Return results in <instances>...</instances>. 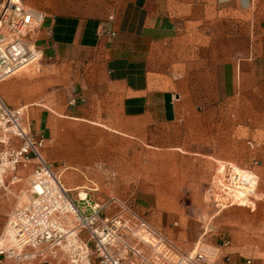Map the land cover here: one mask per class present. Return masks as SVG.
<instances>
[{"label":"crops","instance_id":"crops-1","mask_svg":"<svg viewBox=\"0 0 264 264\" xmlns=\"http://www.w3.org/2000/svg\"><path fill=\"white\" fill-rule=\"evenodd\" d=\"M38 3L46 14L36 32L40 75L10 79L0 89H16L4 101L23 109L43 139L41 151L77 142L66 126L90 124L107 138L168 157L183 150L184 185L202 189L217 161H239L241 142L260 146L246 157L258 178L247 204L212 214L201 193H190V204L206 207L202 224L165 215L153 225L174 240L184 234L189 251L201 242L213 264H254L264 255V0ZM196 93L205 96L180 100ZM32 170V163L20 165L17 181L9 174L0 190V237ZM0 264L13 262L0 256Z\"/></svg>","mask_w":264,"mask_h":264},{"label":"built area","instance_id":"built-area-1","mask_svg":"<svg viewBox=\"0 0 264 264\" xmlns=\"http://www.w3.org/2000/svg\"><path fill=\"white\" fill-rule=\"evenodd\" d=\"M26 1L0 0V82L41 57L36 32L46 14ZM42 147L23 109L10 107L0 96V190L9 174L11 182L17 181L20 165L33 164L30 197L6 217L1 257L13 264L214 263L199 248L181 250L145 216L116 199L102 205L86 196L75 199L43 158ZM113 203L120 209L106 213Z\"/></svg>","mask_w":264,"mask_h":264},{"label":"rangeland","instance_id":"rangeland-1","mask_svg":"<svg viewBox=\"0 0 264 264\" xmlns=\"http://www.w3.org/2000/svg\"><path fill=\"white\" fill-rule=\"evenodd\" d=\"M26 4L35 9L39 5L38 0H27ZM225 32L230 34L231 30ZM39 61H34L1 81L0 85L13 78L22 80L25 75L31 78L39 76ZM16 92L14 87L4 88L3 91L0 89V96L7 100L8 96L15 95ZM181 96L180 100L184 101L203 99L205 95L196 93ZM88 125L76 123L66 126L78 139L77 142H64L58 146L53 144L49 147L47 155L40 150L43 158L77 200L81 197L80 193H84V197L90 202L100 205L116 199L145 216L152 225L157 223L158 219L164 220L165 215L182 223L186 219H193L202 224L207 218L206 213H202L206 207L190 204L189 200H186L190 193L197 194V198L201 193L204 197L203 203L210 204L206 208L207 211L212 214L230 203L247 204L248 198L255 196L258 178L246 165V157L260 146H254L247 141L241 142L238 150L239 161L225 159L215 162L216 167L210 182L208 185H202L200 189L199 185H184L187 177L184 170L185 166H189V160H186L187 156L183 150L177 151L176 157H168L166 150H157L146 144L136 145L119 138H107L102 132L95 131V126ZM129 140L131 141L130 138ZM230 146L224 148L228 154L232 152ZM25 182L27 185H24L17 204L25 203L30 197L29 178ZM117 209H120L118 204L113 203L106 213H114ZM185 240L184 234L181 233L174 242L181 250L189 251L183 246ZM192 247H201V242ZM205 253L211 261H215L212 254L206 251ZM257 257L254 264H264V255Z\"/></svg>","mask_w":264,"mask_h":264},{"label":"bare ground","instance_id":"bare-ground-1","mask_svg":"<svg viewBox=\"0 0 264 264\" xmlns=\"http://www.w3.org/2000/svg\"><path fill=\"white\" fill-rule=\"evenodd\" d=\"M80 196L84 198V193H80Z\"/></svg>","mask_w":264,"mask_h":264}]
</instances>
